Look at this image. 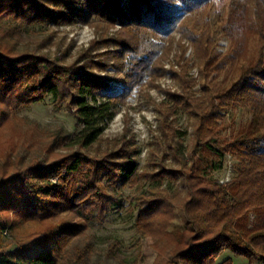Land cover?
Instances as JSON below:
<instances>
[{"label":"trees","instance_id":"16d2710c","mask_svg":"<svg viewBox=\"0 0 264 264\" xmlns=\"http://www.w3.org/2000/svg\"><path fill=\"white\" fill-rule=\"evenodd\" d=\"M50 22H81L105 32L70 64L18 48L16 33ZM116 25L115 34H106ZM175 33L179 71L172 66L169 72L180 91H167L171 105L162 102L157 114L176 166L139 172L141 148L126 133L107 140L103 151L92 148L128 97L159 87ZM222 37L229 46L219 54ZM183 39L193 47L198 79L189 74ZM101 45L106 50L92 54ZM95 69L113 70L122 80L99 79ZM49 95L78 118L70 151L22 162L14 155L24 121L14 113ZM237 109L248 110L250 121L222 134L224 114ZM179 110L195 122L187 155V132L175 123ZM1 136L9 142L0 144V264H96L88 224L122 209L126 202L117 189L143 180L181 186L134 198L135 231L151 238L153 264H234L230 257L218 262L227 250L248 264H264V0H0ZM228 155L234 175L220 183L211 174L224 170ZM177 210L184 217L180 229L172 227ZM114 250L109 247L111 255Z\"/></svg>","mask_w":264,"mask_h":264},{"label":"rangeland","instance_id":"374dc122","mask_svg":"<svg viewBox=\"0 0 264 264\" xmlns=\"http://www.w3.org/2000/svg\"><path fill=\"white\" fill-rule=\"evenodd\" d=\"M3 27L11 26V22L4 21ZM119 28H111L106 34L113 35ZM105 30L97 29L86 23H73L56 26L53 23L35 25L33 27L23 28L21 32L14 35L17 46L21 51H36L47 54L50 57L58 56L61 61L70 64L78 59L80 53L89 49L92 41H97L103 37ZM105 34V35H106ZM175 40L172 45L169 58L164 61V67L167 73L157 84L159 87L144 88L136 90L128 97L124 105H120L111 120L106 122L103 130V142L95 145L92 150L103 151L107 140H113L126 133V137L135 140L141 148L139 160V172L143 170H153L160 166L174 168L176 163L171 159L163 141L161 140V131L159 129L157 109L162 102L170 104L166 92H179L180 86L176 77L169 72L172 66L179 71L175 57L180 53L177 41L180 40V34L175 33ZM185 58L191 66L189 74L198 79V63L194 57L193 47L186 41ZM229 42L224 37L219 39L216 52L223 54L228 49ZM106 47L99 46L93 50L92 54L104 52ZM80 64V63H79ZM94 74L99 79L110 80L111 83L120 82L121 75L115 74L113 70L102 71L95 69ZM194 90H198L197 85ZM147 92V93H146ZM144 93L149 94L152 103H148ZM199 95V93H197ZM100 100V98L98 97ZM171 105V104H170ZM14 116L24 121L21 131L23 135L22 144L17 157L22 158V162L29 163L32 159L45 160L50 156L65 154L70 151L67 144L71 142L78 130V118L74 110H69L63 105H56L53 98L49 95L44 100L24 106L18 109ZM251 118V113L246 109L229 110L224 114L227 128L222 134H228L229 131L243 128ZM221 122V121H219ZM176 125L187 135L183 137L185 155L189 152L192 143V129L194 120L179 110L175 116ZM9 137L1 136L0 144L8 145ZM264 146V144H263ZM233 159L228 155L225 159L224 170L211 174L214 179L220 183L231 180L234 175ZM160 187L170 192L181 189L178 182L153 183L143 180L139 187H122L115 192L116 196L124 199V207L118 211L105 214L102 217L96 216L89 224L87 234L94 243L95 253L94 261L96 264H153L156 259V251L152 247V240L148 237H140L134 227L137 217V208L134 206V198L141 192H148L150 189ZM184 225V217L180 210L176 212V218L172 223L174 229H180ZM8 233L4 232L7 236ZM10 238L7 239L9 241ZM110 246H115L114 254L109 251ZM14 248L10 244L7 249ZM47 249L52 255H55L54 248L48 246ZM37 250V249H36ZM232 258L234 264H248L245 257L237 256L230 250L224 251L218 262L225 258Z\"/></svg>","mask_w":264,"mask_h":264}]
</instances>
